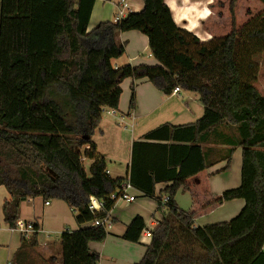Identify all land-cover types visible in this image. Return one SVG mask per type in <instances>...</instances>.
Here are the masks:
<instances>
[{
  "label": "trees",
  "instance_id": "trees-1",
  "mask_svg": "<svg viewBox=\"0 0 264 264\" xmlns=\"http://www.w3.org/2000/svg\"><path fill=\"white\" fill-rule=\"evenodd\" d=\"M264 7V0H258ZM95 0H0V186L9 194L2 214L9 229L19 221L27 199L59 200L80 227L109 213L112 194L124 182L154 199L162 219L136 264H264V94L257 77L264 56V8L240 27L234 8L223 36L200 41L175 25L164 0H142L139 12L116 23L101 22L87 31ZM147 38L156 66H112L125 53L121 33ZM125 79H146L164 95L177 87L194 93L203 114L193 123H163L131 144L128 173L111 178L93 133L106 109L119 105ZM60 98L57 101L55 97ZM135 105L130 85L128 110ZM215 146H224L218 149ZM241 150L240 184L213 205L243 200L227 224L195 227V214L182 212L174 195L180 182ZM91 160L87 172L83 160ZM163 202L155 197V187ZM102 211L89 210V198ZM35 229H39L34 224ZM144 229L135 217L122 238L136 243ZM107 233L88 225L64 231L56 264H97L88 248ZM37 236V235H36ZM37 247L21 239L11 264H34Z\"/></svg>",
  "mask_w": 264,
  "mask_h": 264
},
{
  "label": "crops",
  "instance_id": "crops-1",
  "mask_svg": "<svg viewBox=\"0 0 264 264\" xmlns=\"http://www.w3.org/2000/svg\"><path fill=\"white\" fill-rule=\"evenodd\" d=\"M215 1L164 0V4L169 9L172 20L177 27L190 32L200 41H208L212 37L219 36L218 31L220 29L224 28L225 33L231 28L230 16L224 15L225 11L222 10L214 13L211 8ZM129 4V13L139 12L143 6L142 0H129ZM238 4L239 2L234 9L235 23L237 22ZM225 5L221 4V9L224 10ZM106 6H108L109 15L107 18L103 15ZM114 15L113 3L95 0L87 31L92 30L101 22H113L112 17ZM119 40L126 43L125 53L112 61L114 68L127 64L131 66H156L158 64L150 54L147 38L144 35L130 31L121 33ZM261 66L262 64L259 66V71ZM258 79L259 77H257ZM130 85L134 86L135 105L129 111ZM120 88L121 96L115 111L116 115L111 116L106 110L104 111L107 114L106 119L101 115L99 127L93 133V137L96 133L98 141L92 140L96 145L97 152L105 160L106 171L111 178H123L127 175L131 144L138 141L144 133L163 123L172 125L193 123L203 114V106L194 93L180 90L175 95L166 96L156 90L146 79H125ZM121 117L122 120H120ZM114 119L124 122V130L131 132L129 143H123V149L127 151L123 158L105 147V142L109 145L114 139L117 140L116 130L118 128L115 127L117 124H111L115 121ZM119 134L120 138L121 133L119 132ZM215 147L218 149L226 148L224 146ZM84 161H89L90 165L92 163L91 160L85 159L83 163ZM240 166L241 150L235 148L229 162H217L195 176L180 182L174 200L180 211L195 214V227L213 228L225 225L241 211L244 202L240 199L224 202L220 205L212 204L224 191L239 186ZM111 174L114 176L112 177ZM165 186V184H159L155 187L157 199L163 200L166 197L164 193H160ZM128 193L135 199L131 203L121 201L114 203L108 213L110 226L106 229L105 239L100 243L90 242L88 244L89 250L99 257L97 264L138 263L150 244L152 230L162 219L165 209L161 208L158 211L154 199L144 197L134 189H130ZM7 200H9V194L3 186H0V264L12 261L13 255L23 238L19 230L9 229L3 220L2 205ZM19 213V222L27 224L32 221L39 227L36 236L37 247L30 255V260L34 264H56L59 260L58 239L60 234L66 230L75 231L90 225L86 224L79 227L75 222L74 212L59 200L27 199L20 203ZM135 217H140L143 220L144 229L138 241L133 243L124 240L122 235Z\"/></svg>",
  "mask_w": 264,
  "mask_h": 264
},
{
  "label": "rangeland",
  "instance_id": "rangeland-1",
  "mask_svg": "<svg viewBox=\"0 0 264 264\" xmlns=\"http://www.w3.org/2000/svg\"><path fill=\"white\" fill-rule=\"evenodd\" d=\"M229 1L230 0H216L214 2V5L211 8L214 10V13H218L220 10H222V11H225L224 15L227 14V15L230 16L229 11H227L228 10ZM237 2H239V4H238V12H237V22L235 23L237 28L242 26L250 18L251 15H256V14L260 13L263 10V8H264L263 5L258 0H237ZM221 4L223 6H224V4H226L224 10L221 9ZM236 5H237V3H236ZM107 8H108V6H106V8H104V14H103L106 18L109 16ZM128 13L129 12H125V15H127ZM111 16H112V14H111ZM234 16H235V13H234ZM113 18H114V16L112 17V19ZM227 23H228V21L226 22V24ZM229 23L231 24V20H229ZM224 31H225L224 28L220 29L218 31L219 36L226 35L230 30L228 32L226 31L225 33H224ZM219 36H216V37H219ZM260 63L262 64V66H261V70L259 71L260 74L258 73L259 79L257 80V85L256 86H257V89L259 90V92L264 94V56H262ZM55 98H56L57 101H60V98H58L57 96ZM103 112H102L101 115H102V117H104V119H106V115L107 114L105 112L104 113ZM114 120L115 121L111 122V124L112 123H116L118 125V127H117V125L115 126L116 129L118 128L116 130L117 140L114 139V141L111 142L109 145L105 142V144H106L105 147H106L107 150L115 152L117 155H120L119 157L123 158L127 154V151H124V149H123V146H124L123 143L124 142L129 143V136H130L131 132H129V130H124V128H123L125 126L124 122H120L117 119H114ZM183 120H188V119H183ZM190 120H194V119H190ZM112 125H110V126H112ZM121 131H123V132H121ZM119 132L121 133L120 138H119V135H120ZM91 139L98 141V137H97L96 133H95V137L92 136ZM89 165H90L89 161H84L83 168H84V170L86 172H87V170L89 168ZM111 176L113 177L114 175L111 174Z\"/></svg>",
  "mask_w": 264,
  "mask_h": 264
},
{
  "label": "built area",
  "instance_id": "built-area-1",
  "mask_svg": "<svg viewBox=\"0 0 264 264\" xmlns=\"http://www.w3.org/2000/svg\"><path fill=\"white\" fill-rule=\"evenodd\" d=\"M101 2H110L113 3V6L115 8V15L113 18V23L118 22L119 20H121L124 15L125 12H129L130 11V4H129V0H98ZM179 88L175 87L171 94L175 95L179 92ZM106 112L111 115V116H115L116 112L114 109H107ZM120 120H122V117L120 118ZM122 122V121H120ZM107 172V171H106ZM132 189L129 185L128 182H124L121 186V189L119 191H117V193L112 194L110 196L111 199H114L115 202L116 201H121L124 203H131L134 201L135 197L130 195L128 193V191ZM167 199V197H165L162 201L165 202ZM47 204V203H46ZM89 210L92 212H100L102 211L101 209V204L94 199L93 197L89 198V206H88ZM91 226H100L102 228H104L105 230L107 228H109L110 226V221H109V217H108V213H105L104 216L101 219L98 220H94L93 222L90 223ZM15 230H19L22 233V237L23 239H25L26 241H32L36 238L37 233L39 232V229H35L34 228V223L31 221L27 224H22L21 222H17L16 225V229ZM6 264H11V262H7Z\"/></svg>",
  "mask_w": 264,
  "mask_h": 264
}]
</instances>
